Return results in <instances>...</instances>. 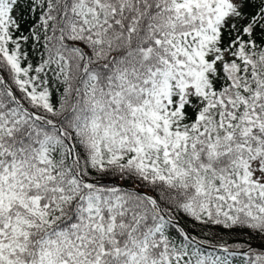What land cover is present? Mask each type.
<instances>
[{
	"label": "snow or ice",
	"instance_id": "obj_1",
	"mask_svg": "<svg viewBox=\"0 0 264 264\" xmlns=\"http://www.w3.org/2000/svg\"><path fill=\"white\" fill-rule=\"evenodd\" d=\"M0 264H264V0H0Z\"/></svg>",
	"mask_w": 264,
	"mask_h": 264
}]
</instances>
